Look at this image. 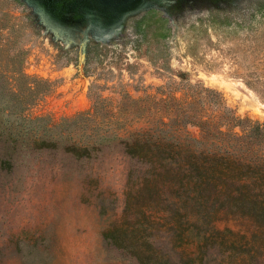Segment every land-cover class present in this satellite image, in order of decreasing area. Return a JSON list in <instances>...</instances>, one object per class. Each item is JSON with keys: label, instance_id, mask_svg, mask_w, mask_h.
Listing matches in <instances>:
<instances>
[{"label": "rangeland", "instance_id": "374dc122", "mask_svg": "<svg viewBox=\"0 0 264 264\" xmlns=\"http://www.w3.org/2000/svg\"><path fill=\"white\" fill-rule=\"evenodd\" d=\"M171 96L264 127V0H0V264H140L108 231L173 264H264L239 214L132 201L147 171L124 144Z\"/></svg>", "mask_w": 264, "mask_h": 264}, {"label": "trees", "instance_id": "16d2710c", "mask_svg": "<svg viewBox=\"0 0 264 264\" xmlns=\"http://www.w3.org/2000/svg\"><path fill=\"white\" fill-rule=\"evenodd\" d=\"M163 102H175L180 108L166 109L158 116L159 124L132 132L124 144V152L147 171L132 189V201L154 204L159 200L172 213L182 212L201 223L219 219L220 214H239L248 221L264 252L263 125L237 117L225 106H197L196 99L189 97L171 96ZM187 125L197 126L199 135H189ZM142 185L147 191L141 194ZM105 235L140 264H173L167 252L158 255L154 251L150 234L143 239L118 238L111 231Z\"/></svg>", "mask_w": 264, "mask_h": 264}, {"label": "water", "instance_id": "95a60500", "mask_svg": "<svg viewBox=\"0 0 264 264\" xmlns=\"http://www.w3.org/2000/svg\"><path fill=\"white\" fill-rule=\"evenodd\" d=\"M89 1V0H87ZM98 5L104 8H114L123 10L128 6H132L138 0H95Z\"/></svg>", "mask_w": 264, "mask_h": 264}, {"label": "flooded vegetation", "instance_id": "af4514ba", "mask_svg": "<svg viewBox=\"0 0 264 264\" xmlns=\"http://www.w3.org/2000/svg\"><path fill=\"white\" fill-rule=\"evenodd\" d=\"M62 1H63V0H62ZM67 1L69 2V1H72V0H67Z\"/></svg>", "mask_w": 264, "mask_h": 264}]
</instances>
